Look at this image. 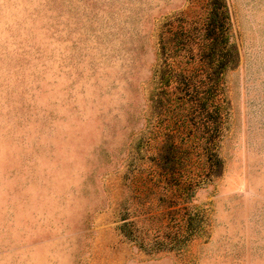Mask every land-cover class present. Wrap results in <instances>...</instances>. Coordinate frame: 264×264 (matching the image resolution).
Masks as SVG:
<instances>
[{
    "label": "rangeland",
    "instance_id": "1",
    "mask_svg": "<svg viewBox=\"0 0 264 264\" xmlns=\"http://www.w3.org/2000/svg\"><path fill=\"white\" fill-rule=\"evenodd\" d=\"M0 264H264V0H0Z\"/></svg>",
    "mask_w": 264,
    "mask_h": 264
}]
</instances>
